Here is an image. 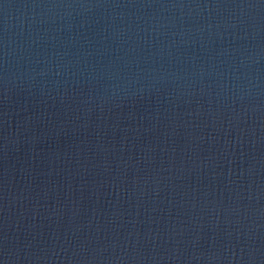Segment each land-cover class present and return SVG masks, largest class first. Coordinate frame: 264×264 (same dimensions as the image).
Listing matches in <instances>:
<instances>
[{
  "label": "water",
  "instance_id": "95a60500",
  "mask_svg": "<svg viewBox=\"0 0 264 264\" xmlns=\"http://www.w3.org/2000/svg\"><path fill=\"white\" fill-rule=\"evenodd\" d=\"M0 264H264V0H0Z\"/></svg>",
  "mask_w": 264,
  "mask_h": 264
}]
</instances>
